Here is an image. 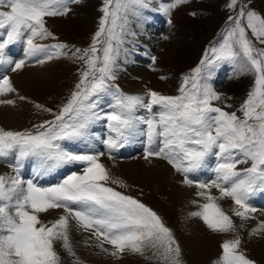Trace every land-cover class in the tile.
Returning a JSON list of instances; mask_svg holds the SVG:
<instances>
[{
	"label": "snow or ice",
	"instance_id": "6c2138e0",
	"mask_svg": "<svg viewBox=\"0 0 264 264\" xmlns=\"http://www.w3.org/2000/svg\"><path fill=\"white\" fill-rule=\"evenodd\" d=\"M70 2L78 4L81 0H0V96L17 91L6 72H16L26 63L23 59L13 60L11 47L23 42L29 57L46 52L47 46L36 42L37 37L52 36L45 18L66 16L71 11ZM188 2L172 0L162 10L170 16L173 9ZM147 6L145 0H103L100 9L103 16L91 46L77 48L73 53L85 67L68 102L52 120L35 125V132L0 128V158L16 154L15 175H0V264H61L57 242L70 255H75L69 236L70 219L90 231L103 251L109 252L103 247L105 243L111 245L109 254L114 257L125 253L144 256L150 247L155 250L153 256L165 264H183L181 247L161 217L139 200L109 186V182L121 186L123 182L113 179L100 162L104 153H74L64 150L59 143L85 136L94 119H105L115 133L104 141L109 152L123 147L136 127L134 113L140 106L149 112L153 106L161 109L152 118L141 121L147 124L145 159H166L183 174V183L189 186L195 183L202 189L197 195L208 201L201 205V211L191 213L192 216L200 217L213 232H236L232 218L216 202L230 198L236 205L235 216L242 221L254 218L250 213L257 209L249 201L256 193H264V48L257 47L248 32L264 45V16L250 8L247 0L239 7L238 0H231L228 7L236 10V16L229 17L233 26L227 31L224 43L210 50L213 57L206 53L193 74L183 78L180 95L166 96L150 91V101L145 104L140 96L121 93L109 81L117 79L116 58L118 45L123 42L127 14ZM67 47L52 45L55 52L47 59L64 55L61 50ZM240 55L255 74L254 87L241 107L242 117L213 106L212 102L221 96L210 84L202 82L205 66L220 60H235ZM152 61L155 63L156 57ZM37 62L43 64L45 60ZM113 87L117 90L113 110L101 116L96 111L98 98ZM0 104L14 105L15 101L0 99ZM36 107L52 111L39 104ZM157 137L162 139L154 148ZM210 155L219 161L214 169L216 178L210 183L189 178V173L201 169ZM29 156L39 157L42 165L48 167L73 162L84 167L81 173L72 172L61 183L41 187L20 176L21 162ZM238 165L250 166L238 169ZM213 187L219 191V197L211 194ZM51 209H63L66 215L45 223L40 214ZM262 232L264 221L251 234ZM240 246L238 234L226 239L216 264H256Z\"/></svg>",
	"mask_w": 264,
	"mask_h": 264
},
{
	"label": "rangeland",
	"instance_id": "374dc122",
	"mask_svg": "<svg viewBox=\"0 0 264 264\" xmlns=\"http://www.w3.org/2000/svg\"><path fill=\"white\" fill-rule=\"evenodd\" d=\"M171 2L172 0H145L147 7H137L134 11H130L122 35L123 42L118 45L117 79L109 81V84L118 86L121 93L140 96L145 104L150 101L148 95L150 91L166 96L180 95L183 78L193 74V70L200 66L206 53L210 58L213 57L210 50L213 47L219 48L224 43L227 31L233 26L229 17L236 16V10L228 7L231 0H189L187 4L173 9L169 16L162 10V6ZM245 2L246 0H238V7ZM247 2L250 8L264 16V0H247ZM68 6L71 11L66 16L45 18L46 27L52 36L44 39L36 38L37 43L47 46L49 53L43 56L38 53L31 59L23 56L22 59L26 63L22 69L6 72L17 91L6 97L0 96V99L15 101L14 105L0 104V128L12 131H37L34 126L45 120H52L54 114L60 111L71 98L72 92L76 90L85 65L73 53L77 48L85 49L91 46L93 37L99 29L100 18L103 16L100 10L103 0H81L78 4L70 2ZM154 12L159 13L160 16H154ZM169 19H171L170 24ZM248 35L257 47L264 48V45L259 44L252 37L250 30ZM104 38L102 36L101 40ZM20 43L23 45V42ZM54 44H65L68 47L61 50L64 55L58 58L54 56L53 59L48 60L47 56L55 52V49L51 48ZM97 47L101 45L98 44ZM140 51L149 53L146 58H140L138 55ZM152 57H156L155 63ZM128 58L135 61L131 60L132 62L129 63ZM38 60H45V63L40 64ZM249 69L250 66L242 55L235 60H220L203 68L202 76L205 80L202 82L210 84L221 96L220 100L212 102L213 106L229 113L235 112L237 116L242 117L241 107L254 87L255 74ZM25 74L38 75L35 79L36 83L33 81L24 83L21 76L26 77ZM187 87H191V82ZM116 94L117 90L113 87L100 95L98 108H103V112L99 113L98 108L96 111L101 116L113 110ZM21 96L25 99L21 100ZM37 104L43 109L52 111L38 109ZM160 111L159 106H153L151 112L146 107L140 106L135 110L134 116L137 121H142L152 118ZM96 120H103L106 127L105 135L115 136V133L108 128L105 119H94L93 122L95 123ZM93 122L91 126L94 125ZM142 125L140 130L142 135L136 141L137 149L126 152L128 144L123 142L125 146L120 150L122 154L114 155L113 150L109 152L103 142L104 151L93 152V154L104 153L100 156V162L105 165L113 179L123 182V186L111 182L109 186L139 200L161 217L181 247L183 264H216L222 254L221 244L226 239L235 238L237 234L241 239L240 250L256 264H264V232L251 234L253 229L264 221V205L256 204L254 202L256 198L252 197L249 203L257 211L250 213L253 219L242 221L234 215L233 209L236 205L230 198L217 199L216 202L222 210L232 218L237 231L213 232L200 217L191 215L193 212L201 211V205L208 202L204 197L197 195L202 189L195 183L191 186L184 184L183 174L177 172L166 159L157 157L145 159L148 141L145 123L142 122ZM132 132L128 135L127 142L134 140L135 134ZM161 139L157 137L156 143L153 144L154 148L159 145ZM141 143L146 144L143 145L144 147H139ZM8 158H0V167L13 169L12 161L16 158V154L10 155L9 162L6 161ZM208 158L206 160L210 161V166L212 163L209 176L201 177L199 175L202 174L198 175L195 171L189 173V178L205 183H210L216 178L214 169L219 161L215 155H210ZM78 164L84 167L83 164ZM64 165L70 167L66 163L58 166ZM79 166L72 170L81 173L83 168ZM248 166L250 165L237 167L242 169ZM45 167L47 166L42 165L41 159L35 157L27 161L24 171H29L37 180L45 183L34 173L35 168L43 171ZM0 175H5V172L0 170ZM66 177H63L59 183ZM210 177L212 178L209 179ZM188 190L191 192L186 194ZM192 194L194 195L189 196ZM211 194L219 197V191L214 187L211 188ZM61 215H66L63 209H51L40 214V218L45 223H50ZM194 221L197 223L192 224L195 223ZM69 236L75 255H70L61 247V242H57L56 248L61 256V264H165L153 256L155 250L150 247L145 250L144 256L125 253L120 257H114L109 254L112 250L111 245L105 243L103 247L109 252L103 251L98 246L99 241L91 232L78 227L74 219H70Z\"/></svg>",
	"mask_w": 264,
	"mask_h": 264
},
{
	"label": "bare ground",
	"instance_id": "6f19581e",
	"mask_svg": "<svg viewBox=\"0 0 264 264\" xmlns=\"http://www.w3.org/2000/svg\"><path fill=\"white\" fill-rule=\"evenodd\" d=\"M19 49L20 48L18 46V43L16 45H14V46L11 47V53H10V55H11L12 58H13V55L14 54H17V52L19 51ZM148 51H149V49H148ZM148 53L149 52L140 51L138 53V55L140 56V58H146L147 55H148ZM33 56H31V57H33ZM128 60H129L128 61L129 63L132 62V61H135V59H132V58H128ZM4 67L7 68L8 66L5 65ZM25 73H27V72H25ZM32 75L33 74L26 76V74H25L26 77L21 76V78L23 77L22 81H24V83H26L28 81L29 82L30 81L31 82L33 81L34 83H36L35 82V79H37V76L38 75H36V76L35 75L32 76ZM36 86H39V85L36 84ZM141 125H142V122L140 120L136 122V127L134 128V131L132 132V134H135L134 135V140L131 141V142H127L128 148H127L126 152H131V151L137 149V147H136V141L140 138V135H142V133H141L142 131H140V130H142V126L143 125L142 126ZM101 135H102V121L101 120H96L95 123H94V125H92L91 128L88 129V132H87V135L86 136H83L81 138L74 139L72 141H67V143L65 144V146L69 150L70 149H84L85 151H96V150H98L100 148V145H101V139H100ZM143 145L144 144L141 143L139 147H143ZM209 167H210V161L209 160H205L204 166L201 169L197 170L196 173L197 174L205 175V174L208 173ZM67 168H69V167H67L65 165L64 166H58V167H55V168H52V167H48L47 166V167H45V170H43V171L41 169H39V168H35L34 169V173L37 175V177L41 181H43V182H46V181L50 182V181H53L58 176L60 177L63 173H65L66 172L65 170ZM2 169H4V170H2ZM0 170L1 171H4L5 172V175H8V176L15 175V172L10 167H6V168L5 167H0ZM170 171H169V174H171ZM190 189H191V187H190ZM189 192H191V191L188 190L186 192V194H189ZM193 195L194 194L189 195V196H193ZM194 197H196V196H194ZM254 198H256L257 203L264 205V193L257 194ZM194 222L195 223H192V224H196L197 223V221H194Z\"/></svg>",
	"mask_w": 264,
	"mask_h": 264
}]
</instances>
